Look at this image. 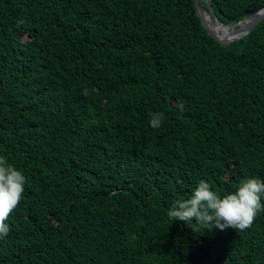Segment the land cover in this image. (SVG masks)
<instances>
[{"label": "trees", "instance_id": "trees-1", "mask_svg": "<svg viewBox=\"0 0 264 264\" xmlns=\"http://www.w3.org/2000/svg\"><path fill=\"white\" fill-rule=\"evenodd\" d=\"M211 3L228 25L264 9ZM0 156L26 177L0 264H264V211L167 215L200 180H264V20L225 46L195 0H0Z\"/></svg>", "mask_w": 264, "mask_h": 264}, {"label": "clouds", "instance_id": "clouds-1", "mask_svg": "<svg viewBox=\"0 0 264 264\" xmlns=\"http://www.w3.org/2000/svg\"><path fill=\"white\" fill-rule=\"evenodd\" d=\"M181 112L185 110L183 101L176 103ZM164 119V113H153L150 126L158 129ZM26 177L22 171L0 156V239L10 232L7 223L10 214L23 199ZM264 180L247 178L240 181L237 190L221 197L212 190V186L200 180L187 199L179 200L167 211L173 221L203 225L205 229L225 231L233 229L244 231L250 228L254 219L264 211Z\"/></svg>", "mask_w": 264, "mask_h": 264}, {"label": "water", "instance_id": "water-1", "mask_svg": "<svg viewBox=\"0 0 264 264\" xmlns=\"http://www.w3.org/2000/svg\"><path fill=\"white\" fill-rule=\"evenodd\" d=\"M206 3L208 6L207 9L202 6V0H195L197 15L201 19L203 26L210 33V35L225 46L237 40L243 39L264 20L263 9L245 21H242L236 25H228L218 20L214 13L211 0H206ZM212 23L215 25L221 24L223 27L230 29V35L225 37L218 35L213 30Z\"/></svg>", "mask_w": 264, "mask_h": 264}, {"label": "bare ground", "instance_id": "bare-ground-1", "mask_svg": "<svg viewBox=\"0 0 264 264\" xmlns=\"http://www.w3.org/2000/svg\"><path fill=\"white\" fill-rule=\"evenodd\" d=\"M212 28L218 35L222 37L228 36L231 33L230 29L223 27L221 24L215 25L212 23Z\"/></svg>", "mask_w": 264, "mask_h": 264}]
</instances>
